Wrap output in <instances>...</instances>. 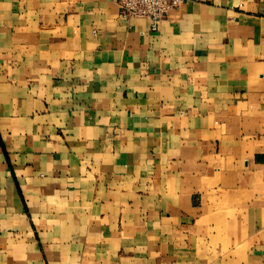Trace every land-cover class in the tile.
<instances>
[{
    "label": "crops",
    "instance_id": "crops-1",
    "mask_svg": "<svg viewBox=\"0 0 264 264\" xmlns=\"http://www.w3.org/2000/svg\"><path fill=\"white\" fill-rule=\"evenodd\" d=\"M0 264H264V0H0Z\"/></svg>",
    "mask_w": 264,
    "mask_h": 264
},
{
    "label": "built area",
    "instance_id": "built-area-1",
    "mask_svg": "<svg viewBox=\"0 0 264 264\" xmlns=\"http://www.w3.org/2000/svg\"><path fill=\"white\" fill-rule=\"evenodd\" d=\"M118 14L126 22L145 19L154 31L171 10L178 9L186 0H113Z\"/></svg>",
    "mask_w": 264,
    "mask_h": 264
}]
</instances>
